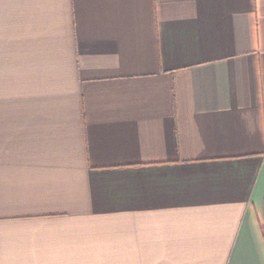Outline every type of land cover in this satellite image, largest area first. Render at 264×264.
<instances>
[{
	"label": "crops",
	"instance_id": "0c3cea01",
	"mask_svg": "<svg viewBox=\"0 0 264 264\" xmlns=\"http://www.w3.org/2000/svg\"><path fill=\"white\" fill-rule=\"evenodd\" d=\"M0 264H264V0H0Z\"/></svg>",
	"mask_w": 264,
	"mask_h": 264
}]
</instances>
